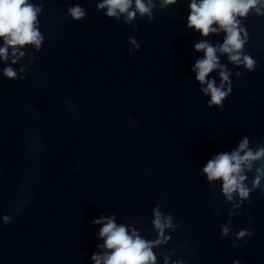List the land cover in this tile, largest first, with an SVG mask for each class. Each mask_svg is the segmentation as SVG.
<instances>
[{"label": "water", "instance_id": "95a60500", "mask_svg": "<svg viewBox=\"0 0 264 264\" xmlns=\"http://www.w3.org/2000/svg\"><path fill=\"white\" fill-rule=\"evenodd\" d=\"M142 2L109 14L103 0H26L39 43L0 57V264H94L112 251L99 217L153 241L148 264H264V152L240 161L248 191L231 199L203 171L217 152L264 147V3L235 15L232 60L217 22L189 25L191 0ZM200 41L218 57L203 82Z\"/></svg>", "mask_w": 264, "mask_h": 264}, {"label": "clouds", "instance_id": "9594fccd", "mask_svg": "<svg viewBox=\"0 0 264 264\" xmlns=\"http://www.w3.org/2000/svg\"><path fill=\"white\" fill-rule=\"evenodd\" d=\"M131 0H103L108 5V13L114 14L118 8L120 11L128 9ZM257 0H191L188 23L202 34L207 35L210 31H218V28L210 27L213 21L223 28L226 32L224 42L220 49L225 52L233 53L234 49H239L242 40L239 38V30L236 27L238 21L235 15L238 13L244 15L250 6L256 4ZM136 8L140 12L148 11V6L142 0H135ZM264 3V0H261ZM102 6V5H101ZM75 15H80L79 8L71 10ZM36 10L26 0H0V37L4 38L5 46H0V57L6 54V45L24 44L26 42L39 43V33L33 27ZM133 15L132 11L128 12ZM199 50H204V56L197 59L192 66L196 71V79L203 82L206 74L217 67L218 57L216 56V47L210 45L207 41H200L194 45ZM16 49L13 48V52ZM239 52L230 55V59L236 60ZM247 65H252V60L245 57ZM5 72L11 76L14 74L11 67H6ZM220 75L227 79V74L221 72ZM205 92H210V103H219L226 94V90L214 86L212 79H208ZM246 139L239 144V148H244ZM264 152V147L257 151L248 150L243 156L239 155V149L229 152H217L212 158L208 159L203 165V171L207 173L209 179L222 178V190L231 199L230 193L238 188L241 194H247L248 189L240 181L243 176H237L241 167L240 161L248 158H255ZM106 221L99 229V235L104 237L103 247L112 249L111 252L93 253L94 264H148L155 260V255L150 245L153 241H146L139 235L126 231V226L117 224L112 217H99L93 222L99 223ZM154 224L157 228L163 229L165 224L161 223L160 214L156 213ZM226 231V229H225Z\"/></svg>", "mask_w": 264, "mask_h": 264}]
</instances>
